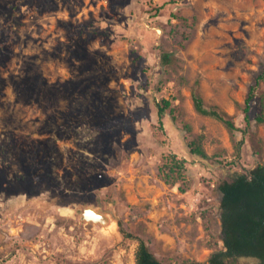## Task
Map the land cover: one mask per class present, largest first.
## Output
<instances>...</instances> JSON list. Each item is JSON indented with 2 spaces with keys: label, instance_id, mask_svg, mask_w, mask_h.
<instances>
[{
  "label": "rangeland",
  "instance_id": "rangeland-1",
  "mask_svg": "<svg viewBox=\"0 0 264 264\" xmlns=\"http://www.w3.org/2000/svg\"><path fill=\"white\" fill-rule=\"evenodd\" d=\"M263 69L264 0H0V264H136L121 227L165 263L206 262L219 184L264 162Z\"/></svg>",
  "mask_w": 264,
  "mask_h": 264
},
{
  "label": "trees",
  "instance_id": "trees-1",
  "mask_svg": "<svg viewBox=\"0 0 264 264\" xmlns=\"http://www.w3.org/2000/svg\"><path fill=\"white\" fill-rule=\"evenodd\" d=\"M164 56L167 58L168 54ZM262 76L264 69L260 77ZM254 89L255 85H252L246 97L244 110L247 122H250L249 111ZM193 101L197 111L222 120L230 129L236 127L223 109L217 105H206L200 94L194 93ZM155 105L159 125L163 128L167 110H172L171 99L162 97ZM257 119L264 120V103L262 110L257 114ZM187 145L192 154L206 156L205 149L199 141L192 139ZM160 171L167 182H175L177 178L184 176L186 159L174 152L166 153ZM219 188L222 192L220 206L224 248L214 251L209 259L201 264H239L240 256H255L259 258L255 264H264V162H259L251 169L222 181ZM121 232L125 238L138 240L135 250L136 264H172L159 259L141 237L122 227Z\"/></svg>",
  "mask_w": 264,
  "mask_h": 264
},
{
  "label": "water",
  "instance_id": "water-1",
  "mask_svg": "<svg viewBox=\"0 0 264 264\" xmlns=\"http://www.w3.org/2000/svg\"><path fill=\"white\" fill-rule=\"evenodd\" d=\"M84 215L86 218H91V219H100L102 217L100 213H98L96 210L90 207L84 210Z\"/></svg>",
  "mask_w": 264,
  "mask_h": 264
},
{
  "label": "bare ground",
  "instance_id": "bare-ground-1",
  "mask_svg": "<svg viewBox=\"0 0 264 264\" xmlns=\"http://www.w3.org/2000/svg\"><path fill=\"white\" fill-rule=\"evenodd\" d=\"M107 227H108L109 229H114V227H115V223L109 221V222L107 223Z\"/></svg>",
  "mask_w": 264,
  "mask_h": 264
}]
</instances>
